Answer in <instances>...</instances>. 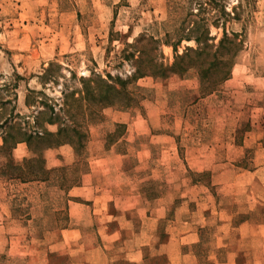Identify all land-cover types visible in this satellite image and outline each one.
Masks as SVG:
<instances>
[{
  "label": "rangeland",
  "instance_id": "obj_1",
  "mask_svg": "<svg viewBox=\"0 0 264 264\" xmlns=\"http://www.w3.org/2000/svg\"><path fill=\"white\" fill-rule=\"evenodd\" d=\"M224 5L235 18L222 14ZM194 21L209 29L210 44H218L224 28L239 34L241 50L228 79L210 74L203 86L198 69L209 66L212 54L198 60L192 50L183 63L196 64L187 72L159 76L154 65L171 66L177 55L205 48L195 39L177 43ZM117 77L129 80L127 87ZM102 78L120 93L100 100L107 91ZM0 125V202L12 208L0 225V264H71L73 258L49 252V245L69 225L67 192L83 183L91 165L112 171L93 182L115 187L114 196L162 194L163 205L173 207L168 220L183 200L207 202L206 188L216 195L212 202H234L225 193L237 184V174L255 166L257 145L264 143V0H0ZM60 127L66 130L61 140L71 143L34 142L28 156L15 157L26 133L43 136ZM75 131L83 135L81 144ZM245 139L257 142L244 151L239 146ZM56 148L60 153L50 158L61 164L50 168L46 152ZM9 154L19 162L32 159L40 177L47 169L53 178L3 176ZM199 154L205 162L195 159ZM58 168L65 170H53ZM169 225L159 224L145 257L169 264ZM93 232L85 231L91 250L101 245ZM210 232L202 229V242L186 248L203 253ZM12 236L31 254L11 256ZM124 255L117 246L110 264L129 262Z\"/></svg>",
  "mask_w": 264,
  "mask_h": 264
},
{
  "label": "crops",
  "instance_id": "obj_2",
  "mask_svg": "<svg viewBox=\"0 0 264 264\" xmlns=\"http://www.w3.org/2000/svg\"><path fill=\"white\" fill-rule=\"evenodd\" d=\"M247 140H243L240 149L251 148L257 142ZM257 146V155L253 157L255 166L237 174V184L232 191L225 193L235 198L234 202H212L211 198L217 199L216 195L206 188L202 198L207 202L183 200L170 220L168 218L173 207L163 205L162 194L151 199L142 192L114 196L119 192L115 187L95 186L93 182L98 176L112 171L91 165V171L83 177V183L67 192L69 225L61 230L48 251L69 255L73 258L71 264H97L100 259L103 260L101 264H110L117 246L122 245L127 261L143 263L145 249L154 241L159 224L166 220L170 223L169 240L165 245L169 264H264V186L256 185L264 184V143L260 142ZM64 147L66 145L61 146ZM61 148L46 152L51 161L48 167L61 164L60 158H50L54 151L60 153ZM244 151L242 157L245 156ZM14 155L19 160L28 156V145L19 142L14 148ZM195 159L198 162L206 161L205 154H199ZM196 170L201 172L205 169ZM241 178H245V181H240ZM180 198H187V195L181 194ZM11 215V206L0 202V225H5ZM148 223L153 224L151 231ZM207 227L211 232L206 239L205 251L188 250L187 246L202 242L200 233ZM88 228L93 229L101 241L95 250H91L85 238ZM7 247V252L13 257L31 254V251L24 250L19 236H12Z\"/></svg>",
  "mask_w": 264,
  "mask_h": 264
},
{
  "label": "trees",
  "instance_id": "obj_3",
  "mask_svg": "<svg viewBox=\"0 0 264 264\" xmlns=\"http://www.w3.org/2000/svg\"><path fill=\"white\" fill-rule=\"evenodd\" d=\"M212 1V0H210ZM216 1V0H215ZM223 1V0H222ZM221 12L223 15L226 16H230L233 17L224 7H221ZM236 17V14H235ZM233 17V18H235ZM196 24H194L187 33H185L184 35H182L180 37V39L178 40L177 43L181 42L182 39H187V40H191V39H195L197 41V43H204L205 48H198V49H189L187 52H185L182 55H177L175 62L171 65V66H165L164 64H156L154 65L155 68H157V72H159V76H164L167 77L172 73H180L183 74L185 72L188 71L189 68H191L192 66H194L196 63L195 61H188V63H183L184 58L188 55L189 51H195L196 56L198 58V60H201L202 55L205 53H211L212 54V59L211 61L208 63L209 66L208 67H204L202 69H198V73H199V77L200 80H202L203 82V86H205L206 80H208L210 78V74L212 75H217L218 80H226L229 78L230 74H231V70L232 67L235 63V60L238 56V53L241 50V45L242 42L241 40H238L237 37L239 36V34L233 33L232 36H230L226 29L224 28V34L223 37L219 40L218 44L215 43H208V40H211L213 38L210 37V31L209 29H205V28H201L202 25L200 24V22H196L194 21ZM175 45V46H174ZM177 44H173V46L176 48ZM214 47V50H212V48ZM192 60V59H190ZM191 62H194L192 64H190ZM182 64V67L180 70H178V68H180V64ZM216 68L215 73H212V69ZM218 70V71H217ZM157 72L155 74H157ZM143 74V73H142ZM109 79H112L111 76H109ZM109 79H100V81H102L103 85H105V87L107 88L106 93H104L103 95H100V100H104V99H109L111 96V93H120V89H117L113 84L110 83ZM116 80H118V82L121 84L122 86L127 87V84L130 82L129 80H121V78L117 77L115 78ZM214 80H217V78H212ZM92 81V80H91ZM211 88V87H209ZM215 89V87L213 88ZM84 96L88 97L90 96V92H84ZM1 127V125H0ZM66 131L65 129H63V127H60L58 129V131L56 133L53 132H47L45 133L43 136H35L32 134H27L26 133V137L24 139H22V141L26 142L29 146V148L31 149V146L34 142H44V141H48V143L46 144L45 147H55V146H59L61 144L64 143H71V141H66V140H61V134ZM77 133V137L79 138V142L81 141V137L83 136L82 133L80 131H75ZM60 136V137H59ZM4 142L6 143V138H4ZM51 140V142H50ZM70 140V139H68ZM82 142H80L81 144ZM80 144H78L80 146ZM32 159H25L24 162H19L16 161L13 158L12 154H9V156L6 159V168L5 170H2V175L3 176H7L8 178H21L23 181L25 182H29V181H36V180H48V179H52L53 178V173L54 172H50V170H45L44 173L47 174L46 177H40L39 176V171H36V169L34 168V164L32 163ZM27 165V167L25 166ZM29 169L28 171L25 170ZM55 171H64L65 168H58V169H53ZM64 178L67 179L68 177H66L64 175ZM62 182V184H66L64 180L60 181V183ZM76 184V179L75 181H71L70 185ZM165 260L159 256H150V255H146L145 257V262L143 263H138V264H165ZM125 264H137V263H132V262H126ZM167 264V262H166Z\"/></svg>",
  "mask_w": 264,
  "mask_h": 264
}]
</instances>
